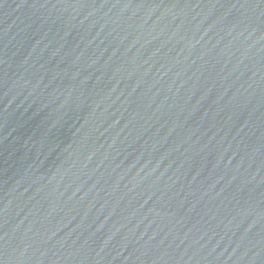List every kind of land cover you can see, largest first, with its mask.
<instances>
[{
    "label": "water",
    "instance_id": "water-1",
    "mask_svg": "<svg viewBox=\"0 0 264 264\" xmlns=\"http://www.w3.org/2000/svg\"><path fill=\"white\" fill-rule=\"evenodd\" d=\"M0 264H264V0H0Z\"/></svg>",
    "mask_w": 264,
    "mask_h": 264
}]
</instances>
